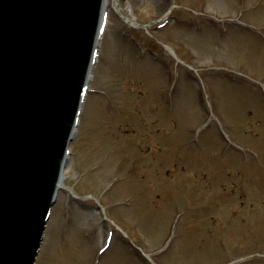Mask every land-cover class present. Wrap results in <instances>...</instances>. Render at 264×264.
<instances>
[{"label":"rangeland","instance_id":"1","mask_svg":"<svg viewBox=\"0 0 264 264\" xmlns=\"http://www.w3.org/2000/svg\"><path fill=\"white\" fill-rule=\"evenodd\" d=\"M121 6L139 27L109 0L101 94L87 98L37 264H95L110 230L153 264H264V0ZM99 264L143 263L114 237Z\"/></svg>","mask_w":264,"mask_h":264},{"label":"water","instance_id":"2","mask_svg":"<svg viewBox=\"0 0 264 264\" xmlns=\"http://www.w3.org/2000/svg\"><path fill=\"white\" fill-rule=\"evenodd\" d=\"M104 0H0V264H35Z\"/></svg>","mask_w":264,"mask_h":264},{"label":"bare ground","instance_id":"3","mask_svg":"<svg viewBox=\"0 0 264 264\" xmlns=\"http://www.w3.org/2000/svg\"><path fill=\"white\" fill-rule=\"evenodd\" d=\"M114 1H115L116 8L118 9V11L122 15V17L125 19V21L128 22L130 25L138 26L137 22L135 21V19L132 16H130L129 14L125 15V11H124L123 7L121 6V0H114ZM108 2H109V0H107V3ZM63 186H65V184H63Z\"/></svg>","mask_w":264,"mask_h":264}]
</instances>
